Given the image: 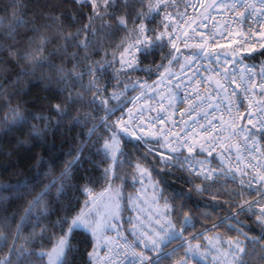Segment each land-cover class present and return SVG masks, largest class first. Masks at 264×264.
<instances>
[{"label":"snow or ice","instance_id":"obj_1","mask_svg":"<svg viewBox=\"0 0 264 264\" xmlns=\"http://www.w3.org/2000/svg\"><path fill=\"white\" fill-rule=\"evenodd\" d=\"M72 5H79L81 9L90 7L91 11L87 14V24L65 35V21L67 28L71 29L84 18L83 11L77 16L34 12L25 20L27 7L23 0H0V30L5 42L13 41L7 43L6 48L3 45L0 48L7 51L11 59L31 61L34 68L47 63L53 71L46 79L49 83L55 80L61 85L46 88L50 96L37 98L39 103L32 102L33 107L45 109L47 115L43 112L33 114L27 107L17 105L9 109L10 121L8 116L4 117L7 131L16 129L23 134L26 130L25 140L16 143L35 163L15 184L0 185V229L5 233L0 236V253L5 246L8 248L6 254H0V264H44L45 258L47 264H76L77 256L82 257L83 252H87L89 261L96 255L104 234L111 227H117L115 221L124 211L120 203L122 188L114 189L116 195L106 206L102 218H98L101 215L98 209L94 211L89 207V201L80 206L76 194H87L91 191L87 185L93 183L84 163L94 164L90 157L101 154L105 159H112L117 166L127 165L132 169L133 183L137 182V173L141 184L146 179L150 181L153 172L159 177L152 187L154 197L151 203L157 207L149 220V227L141 224L140 231L133 227L132 242L124 241L131 252L130 259L125 256L127 264H169L171 261L175 264H205L213 253V264H264V208L257 215L252 210L253 202H240L245 183L248 189L253 188L257 179L259 185H264V164H252L256 153L264 156V100L258 104L250 101L249 107L259 110L245 113L247 125L238 124L242 104L237 88L243 90L247 100H250V89L235 72L237 66L243 65L248 74L247 84L255 92L257 85L252 82L255 66L244 65V61L255 59L256 55L264 57V43L258 44L253 39L259 36L260 41H264V25L243 39L240 33H236V39L227 44L200 33L199 40L190 45L188 40L194 38L185 33L184 45L188 51L183 53L185 63L181 65V75L177 76L171 71L181 55L177 38H174L169 23L156 22L162 9L175 6L168 0H156L155 3L153 0H136V3L130 0H72ZM240 6L239 3L229 5L226 0H215L203 8L210 15V9L222 7L232 12ZM243 7L245 11L240 16L245 19L253 16L258 21L264 17V0L251 3L245 0ZM105 19L115 21V29L126 32L127 39L134 41L124 47L126 41L122 40L117 46V50L124 48L119 59L120 70L111 74L109 69L116 65L115 54L110 62L107 59L92 60L93 55L99 54V48L88 38L96 35L97 30L92 29L94 21ZM170 19L171 15L164 18L165 21ZM129 24L132 25L130 30ZM21 25L25 29L23 36L18 32ZM112 27L111 24L102 25L100 30ZM228 27L226 23L225 28ZM81 33L86 34L83 40L80 39ZM57 39L62 40L63 45L45 57L43 53L48 45ZM169 46L170 50H166ZM70 47L77 51L69 55ZM55 59L61 60L59 66L52 63ZM145 62L147 65L140 67ZM68 64L72 65L71 68L67 67ZM193 64L200 67L191 75H185V69ZM201 68L208 73L207 76L201 73ZM261 69L259 75L264 77V63ZM133 72L145 73V79L132 80L130 74ZM20 75L28 73L21 72ZM121 76L128 77V80L121 81ZM153 76L157 80L150 85L147 81ZM85 77H88L87 83ZM112 79L116 80L115 85L110 83ZM233 84L236 88H231ZM110 87L120 90L109 92ZM258 87L264 97V83ZM135 91L140 94L129 95ZM52 100L57 102L52 103ZM145 101L149 102L147 108L141 106L133 111L137 103ZM181 103L187 108H180ZM129 104L133 107H128ZM82 109L87 111L81 114ZM72 110L77 112L76 116L71 115ZM152 111L156 112L155 116L150 115ZM177 111L180 112L179 120L175 119ZM100 112L103 116L99 115ZM146 112L149 115H145ZM225 115L228 120L224 119ZM33 120L39 123L30 124ZM176 128L179 131H174ZM232 138L238 142L237 153L242 149L250 157L251 170L245 168L241 171L239 188L230 190L224 185L229 180L233 184L237 181L236 171L231 166L234 146L229 141ZM241 139L242 143H239ZM129 146L131 151H125ZM65 147L67 151H63ZM35 149L40 151L34 152ZM63 157L71 159L64 160ZM157 164L159 171H156ZM94 166L99 167L98 164ZM252 172H255L254 176ZM108 173L109 169H104L105 179H109ZM176 173L180 175L176 176ZM166 176H175V179L168 181ZM245 176L249 177L247 181ZM116 179L126 180V176L121 178L113 171L111 180ZM82 181L85 182L83 188ZM177 181H180L179 186ZM259 195L264 199V192ZM222 197H227L224 203L231 211L212 220L216 209L223 207ZM92 203L94 205L95 201ZM249 213L256 216L261 229L259 235L249 236L251 227L241 219L242 216L248 218ZM197 219L211 221V227L201 224V230L196 231ZM219 228H224L229 235L242 236L243 242L239 238L225 241L221 235H206ZM28 229L27 235H23ZM9 237L12 243L7 245ZM21 239L24 243L18 245ZM193 241L199 243L193 245ZM204 241H207V250L202 252ZM48 244H51L50 250H43ZM88 245L92 246V251H87ZM83 264L89 262L83 261Z\"/></svg>","mask_w":264,"mask_h":264},{"label":"trees","instance_id":"obj_2","mask_svg":"<svg viewBox=\"0 0 264 264\" xmlns=\"http://www.w3.org/2000/svg\"><path fill=\"white\" fill-rule=\"evenodd\" d=\"M102 2V0H101ZM130 2L136 3V0H130ZM156 0H153V3H155ZM188 0H168V3L170 5H175L173 7H170L168 9H162L159 13V15L156 16V22L159 23L161 21H164L166 23H169L171 25V29L173 27V24L175 20L179 17V15L184 11L186 8ZM23 3L27 7V13L24 16V19H30L32 17V14L34 12H41L43 11L46 15H52V16H60L61 13H64L65 16H77L79 12L83 11L85 13V16L82 20H80L78 23L75 24L74 27L71 29L67 28V21H65V35L68 34V32H75L77 28L82 27L83 25L88 23L87 14L90 13L91 9L90 7L81 9L79 5H76V7H73L72 0H23ZM55 6V7H54ZM138 10V8H137ZM147 11V9H145ZM166 15H171V19L165 21L164 18ZM59 23V21L57 22ZM113 25L112 28H104L101 29L102 25ZM129 30L132 28V25H128ZM93 30L96 31L95 36L89 35L88 38L96 42V46L99 48V54L93 55L91 57L92 60H104L107 59V61H113V53L115 54V61L116 65L114 69H109V74L113 73L114 71H119V59L120 54L124 51V48H119L117 50V46L121 43L122 40H125L124 47H127L128 44L133 43L134 41L127 39V34L124 31H118L115 29V21H109L107 19L101 21V20H95L92 25ZM18 32L20 33V36H23L25 29L23 25H21L18 29ZM114 33V34H110ZM85 33H81L80 39H85ZM19 39V37H17ZM13 41H7L5 42V39L2 35V30H0V45H3L4 48L7 47V43H12ZM36 43H39V40L36 41ZM63 41L57 39L53 43H50L48 45L47 51L43 53L45 57H47L48 52H51L55 50L58 46H62ZM170 50V46L169 49ZM77 51L74 47L68 48L69 55L72 52ZM105 52H107V57H105ZM81 54H83V50H81ZM39 57V53L37 54ZM264 59V57L256 55L255 59L249 58L245 60L244 62L255 64L259 60ZM52 63L56 66H59L61 64V60L55 59L52 61ZM157 63H159V60H157ZM167 65V61L164 62ZM147 65V62H145V65H141L140 67H145ZM71 64H68L67 67L71 68ZM52 69L49 68V65L47 63L43 64L40 67H33L31 61H17L15 59H11L3 48H0V93H3V95H0V185L11 183L15 184L18 180L22 179L24 175H27L29 173V167L31 164L35 163V160H29L28 159V153L24 151V148L17 145V140H25L26 138V130L22 134L20 131L13 129L12 131H7V123L5 122L4 117L8 116L9 121L11 120L12 114L9 112L10 108H16L17 105H19L21 108L27 107L29 112H32L33 114H40L43 112V114L47 115V112L45 109H42L40 107H33L32 102L36 101L39 103L40 101L37 98H43L45 96H50L49 92H46V88H59L61 85H58L55 80H53L51 83L48 82L46 79L47 76L52 74ZM163 71V69H161ZM21 72H27L28 75H20ZM45 77L42 79L41 77ZM130 77L132 80H143L145 79V73L143 72H133L130 74ZM157 77L153 76L151 79H149L147 82H151L155 80ZM121 81H127L128 77L121 76ZM88 77H85V83H87ZM110 83L112 85H115L116 80L112 79L110 80ZM121 88H123V84H121ZM79 89L77 88L76 91ZM120 89H114L112 87L109 88V92L112 91H119ZM67 93H65L66 95ZM133 92H130L129 95L131 96ZM56 100H52V103H56ZM84 111H87V109H82L81 114H83ZM72 116H76L77 112L75 110L71 111ZM100 116H103V112L99 113ZM119 115V113H117ZM55 119V117H53ZM39 123L38 121H30V124H36ZM65 125L68 124V121H64ZM91 126V125H90ZM57 142L59 143V137ZM25 147H27V144H25ZM89 147H91V141L89 142ZM39 149H35L34 152H39ZM63 151H67V147L63 149ZM93 152H95V149H92ZM125 151H131L130 146L125 148ZM88 149H85V155H87ZM10 154V155H9ZM263 157V164H264V156ZM64 160L71 159V157H63ZM92 161H94V164H98L99 167H95L94 164L91 163H84V168H87L89 172L92 175L93 183L88 184L87 187L91 189L90 192L87 194L81 192L77 193L76 195L79 198L80 206L83 207L84 202L87 200L89 201V204H91L92 199L95 197H98L100 194H102L108 187H111L113 189H123L122 196L123 199L121 200L122 206L124 208V211L121 215L120 223L118 222L117 228L120 227V230L126 234L127 237H132V225L133 220L128 219L127 215L132 214V211L129 210L127 207V201L128 198L135 195L138 188V173L137 175V182L133 183V176H132V169H129L127 165H120L117 166L114 164L113 160L108 158L105 159L103 157V154L101 155H94L93 157H90ZM123 159V158H121ZM152 157H149V160H151ZM103 161V162H101ZM135 159L132 160V163L135 164ZM159 165H156V171H159ZM109 169L108 177L109 179H105L103 173L104 169ZM113 171L116 172L118 176L121 178L126 176V180L122 179H116L114 182L111 180V177L113 175ZM80 174L83 175V170L81 169ZM180 173H176V176H179ZM159 177L156 175V172H153L152 180L156 182ZM175 179V176H166L165 180L172 181ZM180 181H177V186H179ZM85 185V182H81V188H83ZM264 186V185H263ZM262 186V187H263ZM186 187V186H185ZM227 189H238L239 188V180L236 181L235 184H233L230 180L229 182L224 185ZM158 190V189H157ZM4 195H8V193H4ZM72 195V193H70ZM227 200V197H222L221 203L223 204L222 208H217L215 214L212 216V220H215L217 216L223 217L225 216L229 211H231L227 204L224 203V201ZM244 201L253 202L252 203V210L256 212L258 215L261 208H264V199H261L259 196V192L256 190L248 189L244 185V193H243V200L240 202L243 203ZM162 203V202H161ZM209 211H211L209 209ZM19 218L17 217V220ZM55 219V218H53ZM245 225H249L251 227V231H249V236L252 235H259L261 232L260 227L256 223V216H252L251 213H249L248 218L241 217ZM201 224H207L208 227H211V221H203L201 219H197L196 221V227L195 230L199 231L201 230ZM14 227V226H13ZM28 231L30 229L26 230L23 235H27ZM189 231H193V229H189ZM5 235L2 229H0V236ZM207 236L212 237L215 235H221L225 241L231 239H237L239 238L243 242V237H236L235 233H232L231 235L227 234L224 230V228L216 229L212 232L206 233ZM12 243L11 238L7 240V245H10ZM19 244H23V239L19 240ZM39 243V242H37ZM196 243H199V241H193V245ZM205 248L201 249V251L207 250V241H204ZM51 248V244H48L47 247L43 250H49ZM7 246H5L2 250V253L0 254H6L7 253ZM36 251H41L40 248H36ZM87 251H92V246H87ZM211 256H208L207 262L205 264H213ZM46 260V259H45ZM44 260V264H46V261ZM83 261H88L89 264H93L92 259L89 261V258L87 256V252H83L82 257L80 255L77 256L76 264H83ZM169 264H175V261L169 262Z\"/></svg>","mask_w":264,"mask_h":264},{"label":"built area","instance_id":"obj_3","mask_svg":"<svg viewBox=\"0 0 264 264\" xmlns=\"http://www.w3.org/2000/svg\"><path fill=\"white\" fill-rule=\"evenodd\" d=\"M214 2L215 0H188L187 8H185L184 11L175 20L172 30L174 31V38H177V46L181 49V55L179 62L172 65L171 71L175 73L177 76L181 75V65L185 63L183 59V53L188 51V49H185V45H184L185 33H190V35L194 38L188 40V43L190 45L199 40L200 33H204L206 38H214L215 40H218L220 43L227 44L230 43L231 39H236V33H240V38L243 39L245 36L249 35V33L256 31L260 27V25H264V17H261L257 21L253 16H248L247 19L240 16V13L245 11L243 7L245 0H226V3H228L229 5L234 3H239L241 5L240 7H237L235 11L232 12L223 10L222 7H217L209 10L210 15L208 13H205L203 5L212 4ZM247 2L251 3L253 2V0H247ZM194 8L195 11L193 10ZM185 12H187V15H184ZM226 23L229 25L228 28H225ZM192 29H196V31L192 32ZM229 33H231V37L229 36ZM253 39H255L258 42V44L264 43V41H260L259 36H255L253 37ZM204 63L207 64L208 62L205 61ZM262 63H264V59L259 60L255 64L244 62V65L255 66L254 67L255 75H253L252 78V82L257 85L255 92H252L251 91L252 86L250 84H247L248 74L244 72L243 65H239L235 69L237 77L243 78L245 80L246 85L250 89L248 93L250 100H247L244 98L243 90L237 88V92L240 94V100L242 104V106L240 107V116L237 118L238 124L247 125V119L244 118L245 113L248 111L255 112L259 110L258 108L251 109L249 107L250 101L253 104H258L261 100H264V97L262 99L259 98L260 92L258 87L260 83H264V77H261L259 75V73L262 70L261 69ZM199 67H200L199 64H193L191 67L185 69L184 74L191 75L192 71H194L196 68ZM228 67L229 70L231 71L232 70L231 66ZM200 71L204 76L208 75V73L204 71L203 68H201ZM156 80L157 78L147 83L151 85ZM231 88H236V85L235 84L231 85ZM164 91L165 93H167L168 90L165 89ZM139 94H140L139 91H135L131 96H138ZM180 95L183 96V92H181ZM156 99L158 100V97ZM148 103L149 102L147 101L139 102L135 107H133V105L131 104H129L128 107H133V111H136V109L141 106L147 108ZM151 103L155 105L156 101H152ZM180 108L186 109L187 105L181 103ZM145 115H149V113L146 112ZM150 115L155 116L156 112L152 111ZM169 115L171 116V110L169 111ZM217 115H219V113ZM175 119L176 120L180 119L179 111L176 112ZM224 119L228 120V116L225 115ZM185 120H187V117H185ZM174 131H179V128L174 129ZM229 142L234 146L231 155V160H232L231 166L236 171L237 180H239L241 171H243L245 168L251 170V165L248 163L250 157L248 156L247 153H244L242 149L239 153H237L236 146L238 145V142L235 138H232ZM239 143H242V139ZM237 160H239V164H237ZM257 162L263 164V157L260 156L259 153H256L255 159H252V164H256ZM251 175L254 176L255 172H252ZM248 178H249L248 176H245V181H247ZM258 185H259V180L257 179L255 184L253 185L252 190H256L259 193L264 192L263 185H259V188L257 190ZM245 186L247 187V183H245ZM118 231L116 229L114 230L112 229L111 232L104 234V238L100 241V247L97 249L96 255L92 258L93 264H127V260H125V256L127 255L130 259L131 252L127 248L124 241L125 239H127L128 244H130L132 240L124 236L122 231L120 232ZM137 251H139V249H137Z\"/></svg>","mask_w":264,"mask_h":264},{"label":"rangeland","instance_id":"obj_4","mask_svg":"<svg viewBox=\"0 0 264 264\" xmlns=\"http://www.w3.org/2000/svg\"><path fill=\"white\" fill-rule=\"evenodd\" d=\"M259 98L262 99L263 97L260 95ZM138 175H139V173H138ZM138 180H139V177H138ZM154 183L155 182L152 179L150 181L146 179L145 183H143V184L139 183V181H138V188H137L138 190H137L136 194L131 196V200H129V198H128L127 207L129 208V210L132 211V214L127 215V218L130 220L131 219L133 220V225L131 226L132 227L131 229H133V227H135L138 231H140V225L141 224H143L145 228H147L149 226V220L151 219V217L153 215L152 212H153V210L155 211V209L157 207L156 205H153L151 203V201L154 197V193L152 191V187H153ZM107 190H109V194L105 198H102L99 202H96L100 196L95 197L94 199H92V201H95V204L93 205L92 202H91V204H89V207L93 208L94 211L97 209L99 210L101 215L98 218H102L103 215L105 214L107 197H109L110 195H112V197H115V195H116L113 188L108 187ZM102 194H104V192ZM102 196L103 195H101V197ZM120 203H121V201H120ZM121 205H122V203H121ZM149 209H151L152 211H149ZM120 220H121V218L119 220L115 221L116 226H117L118 222L120 223ZM112 229L117 230V227H111L110 230H108L106 233L111 232ZM118 230H120V227H118ZM120 231H118V232H120ZM123 234H124V236H126L125 233H123ZM128 239H130V237H128ZM132 239L133 238H131L130 240H132ZM226 249H227V244H225V246H224L225 251H226ZM213 255H215V253L210 254L211 259H212ZM211 259H209V260H211ZM45 261L47 264V260H45Z\"/></svg>","mask_w":264,"mask_h":264},{"label":"crops","instance_id":"obj_5","mask_svg":"<svg viewBox=\"0 0 264 264\" xmlns=\"http://www.w3.org/2000/svg\"><path fill=\"white\" fill-rule=\"evenodd\" d=\"M108 194H109V190L106 189V191H104V194H100L99 195L100 197L97 199L96 202H99L102 198H105ZM101 195H103V196L101 197ZM113 198L114 197H112V195H110L109 197H107V204H106V206L110 204V202L113 200ZM152 213H154V210H153Z\"/></svg>","mask_w":264,"mask_h":264}]
</instances>
